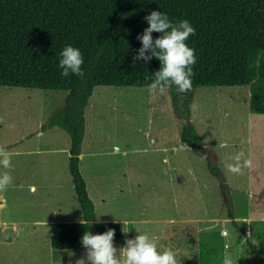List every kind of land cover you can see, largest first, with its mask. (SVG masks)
I'll list each match as a JSON object with an SVG mask.
<instances>
[{"label":"rangeland","instance_id":"1","mask_svg":"<svg viewBox=\"0 0 264 264\" xmlns=\"http://www.w3.org/2000/svg\"><path fill=\"white\" fill-rule=\"evenodd\" d=\"M251 59L247 85L191 89L185 121L202 138L199 147L181 140L184 119L171 87L164 93L148 86L94 87L79 167L97 219L130 220L128 232L135 234L129 239L147 233L177 250L181 264H223L226 242L237 264L264 260L257 235L264 231V50L252 51ZM67 93L0 86V145L12 154L13 177L0 192V264L86 260L85 248L54 252L48 226L30 222L82 220L65 154H57L52 166L45 152L69 144L68 132L46 125L42 136L36 132ZM224 142L227 147H219ZM241 151L253 167L240 175L227 172ZM126 240L114 238V246L120 249Z\"/></svg>","mask_w":264,"mask_h":264},{"label":"trees","instance_id":"2","mask_svg":"<svg viewBox=\"0 0 264 264\" xmlns=\"http://www.w3.org/2000/svg\"><path fill=\"white\" fill-rule=\"evenodd\" d=\"M152 11L166 13L173 23L188 20L195 28L187 41L197 57L192 89L249 83L251 52L264 50V0H0V86L68 91L64 104L43 127L60 126L70 136L68 166L83 224L52 222L54 252L84 248L85 232L114 229V238L123 233L119 221H96L79 167L85 108L95 86L140 87L153 82L161 62H133L142 47L137 37L149 27L145 17ZM160 35L154 32V40ZM69 45L83 55V77L61 75L60 54ZM171 88L177 115L184 119L181 140L199 147L202 138L185 121L192 94ZM257 235L264 244V231Z\"/></svg>","mask_w":264,"mask_h":264},{"label":"clouds","instance_id":"3","mask_svg":"<svg viewBox=\"0 0 264 264\" xmlns=\"http://www.w3.org/2000/svg\"><path fill=\"white\" fill-rule=\"evenodd\" d=\"M145 19L149 27L137 37L142 47L138 50V55L134 57L133 62L141 60L150 62L153 58L161 62L160 69L153 74V82L148 86L149 92L164 93L172 86H175L179 93L191 91L193 66L196 64L197 57L195 49L189 47L187 41L190 36L196 34L195 28L188 20L173 23L169 16L161 11H152ZM154 32L162 35L154 40ZM60 55L62 58L59 61V67L63 69L61 73L63 77L71 74L80 77L85 75L82 70L84 58L79 49L69 45ZM219 147H227V143H221ZM244 156L242 151L237 153L232 158L233 163L226 165L227 172L240 175L243 174L244 169H251L252 159L244 158ZM0 168L6 170L0 172V192H3L13 184V177L10 171L12 154L2 145H0ZM29 190L35 192V186L30 185ZM81 223L83 224L82 220ZM114 237V229L95 235L85 232L81 243L86 249V260L81 258L76 264H86V261L87 264H181L177 250L161 247L158 239L147 233H139L134 239L126 240L125 246L120 249L114 246ZM223 264H237L233 260L231 244L228 242L224 244Z\"/></svg>","mask_w":264,"mask_h":264},{"label":"crops","instance_id":"4","mask_svg":"<svg viewBox=\"0 0 264 264\" xmlns=\"http://www.w3.org/2000/svg\"><path fill=\"white\" fill-rule=\"evenodd\" d=\"M170 95H171V97H172V93H170ZM89 104V103H88ZM87 107V106H86ZM85 110H86V108H85ZM54 127H56V126H48V128H54ZM42 129V130H41ZM44 127H43V125L41 126V128H39L36 132H37V135H40V136H42L43 134H44ZM60 133V132H59ZM61 135H62V133H61ZM27 137L28 136H23V137H21V136H19L18 137V139H19V141H23V140H25V139H27ZM86 139V132H85V134H84V138H83V141H82V146H81V153H80V157H82L83 156V152H82V148H83V144H84V140ZM69 148H70V142H69V144H66L65 146H54V147H52V148H50L49 146H47L45 149L47 150V151H45L46 153H47V156L49 157V158H51V161L50 162H52V166H55V164H57L56 163V157H58V155L57 154H59L60 152H63L64 154H65V156H66V159H65V165H66V167L68 168V170H69V166H68V160H69ZM41 150V149H40ZM47 158V157H46ZM58 162V161H57ZM1 205H3V203H1ZM95 206V205H94ZM53 213L54 214H56L57 213V211H53ZM96 217V216H95ZM97 220H100L101 221V219H97L96 218V221ZM102 221H118V219H115V218H103L102 219ZM31 223H34V224H38V225H47L48 226V229H50V225H51V223L53 222L52 220H50V219H36V220H32V221H30ZM119 222L122 224V228H123V233H122V235H123V237L125 236V237H127L128 239L130 238V236H131V234L132 235H134L135 234V232H128L129 230H128V228H129V226H131V224H133V222H131L130 220H128V219H126V220H119ZM16 222H14V224H15ZM16 230H18V228H15ZM127 232V233H125V232ZM222 233L225 235L226 233H227V231H226V229L225 230H223L222 231ZM127 234V235H126ZM10 235V234H9ZM121 235V236H122ZM160 237V236H159Z\"/></svg>","mask_w":264,"mask_h":264}]
</instances>
